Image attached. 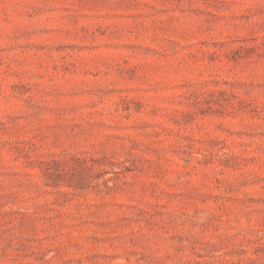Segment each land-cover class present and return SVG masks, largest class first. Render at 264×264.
<instances>
[{
	"label": "rangeland",
	"instance_id": "1",
	"mask_svg": "<svg viewBox=\"0 0 264 264\" xmlns=\"http://www.w3.org/2000/svg\"><path fill=\"white\" fill-rule=\"evenodd\" d=\"M0 264H264V0H0Z\"/></svg>",
	"mask_w": 264,
	"mask_h": 264
}]
</instances>
